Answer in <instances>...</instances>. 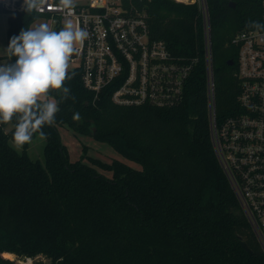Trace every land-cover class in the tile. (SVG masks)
<instances>
[{
  "label": "trees",
  "instance_id": "1",
  "mask_svg": "<svg viewBox=\"0 0 264 264\" xmlns=\"http://www.w3.org/2000/svg\"><path fill=\"white\" fill-rule=\"evenodd\" d=\"M185 1L125 0L129 13L146 22L150 38L189 66L183 98L174 106L115 105L117 82L94 102L75 67L68 71L73 79L64 82L69 98L62 99V90L49 92L59 111L55 123L42 128L43 161L28 157V143L20 152L10 144L15 116L0 123V260L10 253L43 255L50 264H264V251L213 152L202 15L197 4ZM206 5L216 117L222 121L237 111L241 85L231 40L242 29H254L249 21L261 23V0ZM0 13L7 15V47L40 17L1 5ZM9 124L13 128L6 131ZM61 126L109 145L140 168L88 157L85 147L71 161Z\"/></svg>",
  "mask_w": 264,
  "mask_h": 264
},
{
  "label": "built area",
  "instance_id": "2",
  "mask_svg": "<svg viewBox=\"0 0 264 264\" xmlns=\"http://www.w3.org/2000/svg\"><path fill=\"white\" fill-rule=\"evenodd\" d=\"M197 4L202 15L206 60L207 112L210 142L218 165L228 180L250 229L264 251V31L242 29L231 43L238 51L236 76L240 80L237 111L218 121L206 0ZM2 8L23 10V0H0ZM49 20L54 31L67 22L88 33L71 59L78 61L82 83L98 99L102 89L117 82L111 100L118 106L149 105L168 108L183 98L189 66L181 63L163 41L150 38L144 19L131 14L125 0H74V8L60 0H46L35 11ZM264 23V0H261ZM1 254L0 264H45L43 255ZM8 260L9 263H4Z\"/></svg>",
  "mask_w": 264,
  "mask_h": 264
},
{
  "label": "clouds",
  "instance_id": "3",
  "mask_svg": "<svg viewBox=\"0 0 264 264\" xmlns=\"http://www.w3.org/2000/svg\"><path fill=\"white\" fill-rule=\"evenodd\" d=\"M46 0H23V10L30 14L40 10ZM60 5L74 8V0H60ZM248 27L264 31V23L249 21ZM88 33L67 22L60 31L51 30L46 24L36 28L23 29L10 39L6 49L14 64H0V123L17 118L13 134L16 148L30 143L33 135L41 138L47 135L44 125H53L59 111L58 102L49 97L50 90H62V99L70 96V89L64 86L69 75L70 58L76 52V45L87 39ZM74 99V97H72ZM79 119V113L75 116Z\"/></svg>",
  "mask_w": 264,
  "mask_h": 264
},
{
  "label": "rangeland",
  "instance_id": "4",
  "mask_svg": "<svg viewBox=\"0 0 264 264\" xmlns=\"http://www.w3.org/2000/svg\"><path fill=\"white\" fill-rule=\"evenodd\" d=\"M183 3H187V2H183ZM41 24H46L51 30L54 29L52 25L50 24L49 20L44 17H39L38 19H36L31 24L30 28H36ZM6 29H7V15L5 13H0V57H1L0 64L11 65V62L7 56L8 54L6 51L7 49ZM75 67H78V61H74L70 58L68 71ZM12 128H13V125L9 124L6 128V131L11 130ZM57 129L60 135V140L66 146L71 161L78 160L83 154L82 148L85 147L86 151L84 153L88 157L98 159L105 163H110L113 160H119L123 162L124 164L130 167H133L135 169L140 168L139 165L126 160L120 154L115 152L109 145L105 143L96 142L90 137L79 135L75 133L73 130H71L70 128H68L67 126H61V127H58ZM10 144L19 152L21 151L22 148H16L12 142H10ZM44 146H45L44 138H41L40 136H35L34 138H32L31 142L28 143V147L26 149L28 157L31 160L43 161ZM99 172L101 171L99 170ZM104 174L106 176H109L108 173H104ZM45 264H48V261H46Z\"/></svg>",
  "mask_w": 264,
  "mask_h": 264
},
{
  "label": "water",
  "instance_id": "5",
  "mask_svg": "<svg viewBox=\"0 0 264 264\" xmlns=\"http://www.w3.org/2000/svg\"><path fill=\"white\" fill-rule=\"evenodd\" d=\"M229 6L233 8L235 5H234V3H230ZM227 64H228V65H232L233 62L230 60V61H228ZM239 243H240V246H241L245 251H247L248 253L251 252L250 248L248 247V245L246 244V242H245L242 238H239Z\"/></svg>",
  "mask_w": 264,
  "mask_h": 264
},
{
  "label": "bare ground",
  "instance_id": "6",
  "mask_svg": "<svg viewBox=\"0 0 264 264\" xmlns=\"http://www.w3.org/2000/svg\"><path fill=\"white\" fill-rule=\"evenodd\" d=\"M6 255H7V257H8V258H10V259H12V258H13V255H12V254H10V253H7Z\"/></svg>",
  "mask_w": 264,
  "mask_h": 264
},
{
  "label": "crops",
  "instance_id": "7",
  "mask_svg": "<svg viewBox=\"0 0 264 264\" xmlns=\"http://www.w3.org/2000/svg\"><path fill=\"white\" fill-rule=\"evenodd\" d=\"M185 2H187V1H185ZM1 58V57H0Z\"/></svg>",
  "mask_w": 264,
  "mask_h": 264
}]
</instances>
